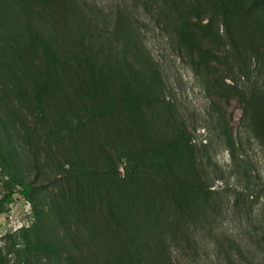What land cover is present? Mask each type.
<instances>
[{
    "label": "rangeland",
    "instance_id": "obj_1",
    "mask_svg": "<svg viewBox=\"0 0 264 264\" xmlns=\"http://www.w3.org/2000/svg\"><path fill=\"white\" fill-rule=\"evenodd\" d=\"M86 1L113 15L118 7L134 3ZM46 2L62 8L61 1L52 0H37L33 8L43 12L45 23L51 21L64 47L71 48L69 16L53 22L55 12L46 11ZM19 20L2 24L0 19V146L9 161L5 168L0 163V202L20 189L12 182L13 175L36 191L31 199L16 193L0 212V264H118L114 262L135 246L153 262V245L165 247L169 264L189 263L185 255L195 249L194 241L171 235L168 229L175 219L176 198L184 202L190 196L178 190L168 173L152 165L129 175L125 156L146 157L169 148L174 139H185L190 149L177 169L181 180L200 170L201 162L208 166L210 161L229 172L234 166L232 155L208 129L211 115L219 111L250 170L264 186V148L244 129V104L236 97L220 100L210 95L202 72L193 68L186 51L151 24V30L140 34V43L165 84L161 101L110 111L102 96L89 94L85 75L78 78L62 66L54 68L41 48L24 35L26 22ZM231 20L241 50L250 58L257 87L264 91V5ZM194 23L205 26L208 18ZM203 45L222 56L208 40ZM209 66L211 80L232 85L220 63L212 59ZM121 75L115 107L122 96L137 90L134 82ZM255 112L264 117V99L256 102ZM212 181L213 190L224 188L223 182ZM226 196L215 198L224 204L225 213L233 205V198ZM197 202L202 201L193 203ZM257 208L264 212V195ZM222 220L229 232L238 231L232 216L225 214ZM32 243L50 244L59 253H38ZM209 252L213 253L211 246ZM210 258L214 260V254Z\"/></svg>",
    "mask_w": 264,
    "mask_h": 264
},
{
    "label": "trees",
    "instance_id": "obj_2",
    "mask_svg": "<svg viewBox=\"0 0 264 264\" xmlns=\"http://www.w3.org/2000/svg\"><path fill=\"white\" fill-rule=\"evenodd\" d=\"M36 1L0 0L2 24L10 20L19 22V17L22 22L25 21L22 32L32 45L41 48L54 68L62 66L78 78L85 75L91 90L89 94L95 92L102 96L109 106L108 110H128L161 101L165 84L150 56L143 53L140 43L142 31L151 30V24H154L186 51L193 68L199 74L202 72L210 95L220 100L236 97L244 104V129L250 138L264 148V117H259L260 113L255 112L256 102L264 99V91L257 87V77L249 62L250 58L242 52L231 20L234 15L248 13L264 5V0H251L249 4L241 0H134L131 9L127 6L125 9L118 7L115 15L98 11L86 0H52L61 1L62 8L46 2V11L55 12L53 22L57 23V19L66 14L71 20L72 33L67 35L71 46L69 49L64 47L65 42L56 26L51 21L45 23L43 12L33 8ZM69 3L72 7H68ZM205 17L208 18L205 26L194 23V20L202 22ZM53 30L56 33H52ZM204 40L222 52V56L217 57L206 49ZM212 59L227 71L232 85L222 79L214 80V77L211 80L209 63ZM121 74L126 76L127 81L134 82L137 90L129 96H122L120 105L115 107V92ZM211 120L209 131L215 132L217 140L227 148L234 160L229 172L210 161L208 166L201 162L200 170L196 169L186 180H181L177 169L181 168L190 147L185 139H174L169 148L154 151L146 157L126 155L128 174L135 176L137 168L152 165L168 173L178 190L190 196L191 200L184 202L176 198L175 219L168 229L171 235L181 234L186 241H194L195 249L191 248L185 255L189 261L186 264H264V212L257 208L264 195V186L260 185L258 175H253L250 170L246 156L241 153L242 147L234 141L225 116L216 111L215 115H211ZM0 163L2 166L9 165L1 146ZM7 174L12 175L9 171ZM212 177L214 181L223 182L224 188L213 190ZM11 180L20 189L11 191L0 202V212L16 193L26 199H31L35 194L36 189L32 184L14 175ZM232 180L238 183L237 186L230 183ZM223 194L233 198V205L226 213L224 204L215 200ZM200 200L205 206L193 203ZM225 214L232 216L234 223L238 222V231L229 232L222 226L225 224L222 220ZM31 246L36 252L45 255L59 253L58 248L50 244L32 243ZM153 246V262L135 246L134 251H127L128 256H121L114 263L169 264L165 247L158 246L156 249ZM210 246L213 250L211 254ZM212 254L214 260L210 258Z\"/></svg>",
    "mask_w": 264,
    "mask_h": 264
}]
</instances>
